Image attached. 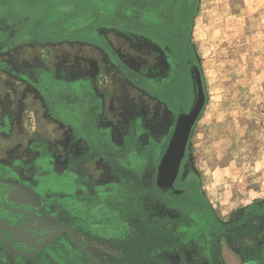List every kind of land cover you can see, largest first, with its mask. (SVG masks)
<instances>
[{
	"label": "rangeland",
	"instance_id": "rangeland-1",
	"mask_svg": "<svg viewBox=\"0 0 264 264\" xmlns=\"http://www.w3.org/2000/svg\"><path fill=\"white\" fill-rule=\"evenodd\" d=\"M130 1L0 0V122L13 123L9 136L0 134V174L16 171L17 152L27 162L35 149L71 162L77 176L111 159L158 164L176 118L193 103L195 65L206 104L178 178L182 194L167 209L165 251L187 264H264V0H167L169 21L179 4L177 23L145 14L146 30ZM137 183L120 180L119 202H129L135 222L151 213L159 231L163 211L149 208ZM8 190L0 185V232L17 250L33 253L48 235L37 219L79 229L80 210L63 195L44 192L43 212H27L8 202ZM2 234L0 264H85L68 235L22 255ZM255 245L257 262L247 259Z\"/></svg>",
	"mask_w": 264,
	"mask_h": 264
},
{
	"label": "flooded vegetation",
	"instance_id": "flooded-vegetation-1",
	"mask_svg": "<svg viewBox=\"0 0 264 264\" xmlns=\"http://www.w3.org/2000/svg\"><path fill=\"white\" fill-rule=\"evenodd\" d=\"M178 5L179 4H175V7H171V11H173L174 14L170 21L164 15L165 13L167 14L169 9L167 0H131L129 3V10L133 14L137 13L142 17L141 20H139L138 25L141 30H146L145 27L148 24L144 22V19L146 18L147 14H153L154 16L163 14L164 16L160 19V21L161 23L163 22L165 26L177 23L178 11L176 7ZM132 162L129 161L128 164L119 163L115 159L108 161V163L111 165L114 175L119 181L122 180L124 182H131L132 179L135 180L136 183L138 182L140 184V188L145 193L144 198L147 200L146 203L150 206L149 208L153 206L155 209L158 208V212L163 211L161 212L163 215L160 217L164 219L165 222L159 224L162 225L158 228L159 231L152 232L150 226L151 213H148V215H142L145 217H142V220L147 218L149 222L148 226L146 227V223L142 220H139L140 222H135V212L131 211L128 204L129 202L125 204L124 202L121 203L119 201H104L103 205L100 206L102 210L99 212V214L102 215L100 220L104 222V225H107L108 222L111 223L112 220L120 222V224H124L121 227H118L120 228L119 233L116 231H111L112 233H108L107 231L110 229L107 230L105 227L96 228V230H94L91 226H86L82 227L83 231L81 233L78 232V228L75 226L71 225L70 228L75 230L85 248L90 253H92L93 256L101 262V264H110V261L106 258H110L112 260L111 264H183V262L187 264L189 260H187V258H183V254H178V252L168 253L165 251L167 248L166 244L168 236V221L166 218V213L168 211L167 209L173 205V201H171V199H174L178 195L182 194V190L177 188L178 179L175 183V190L177 191H174L173 189H162L157 185L156 181L159 163L155 165L151 164L149 167L147 166L146 168H142V166H137L136 163H134V160H132ZM125 185L129 189H135L134 185ZM120 207L127 209V217L120 216V214L123 213L120 212ZM109 212L113 213L109 214ZM117 234L120 235L116 237ZM63 235L72 237L68 238L69 243L74 242L76 246H78L75 238L71 234L65 232ZM107 239L110 241L108 242ZM152 242H154V245ZM115 251L118 254H116ZM153 252H155V256H153ZM83 254L86 257L85 264H96L85 252H83Z\"/></svg>",
	"mask_w": 264,
	"mask_h": 264
},
{
	"label": "crops",
	"instance_id": "crops-1",
	"mask_svg": "<svg viewBox=\"0 0 264 264\" xmlns=\"http://www.w3.org/2000/svg\"><path fill=\"white\" fill-rule=\"evenodd\" d=\"M12 124V121H10L8 118H6L3 122H0V134L9 136L11 134V130L13 129V126H11ZM35 150L37 152L36 157L34 156V153H31L30 157L27 155V162L20 161L23 154L17 152L15 155V163L17 168L16 171L9 170V172H7L6 170L5 173L0 174V177H14L19 179L24 184L32 187L43 197V199H45L43 196L44 192L50 196L63 195L62 201H68L69 204H73V207H78L80 210L81 216L79 220L76 221V225L79 227L78 232L80 233L83 231L82 227L86 226H91L94 230H96V228L105 227L107 230L110 229L109 231L106 230L108 233H112L114 231L117 233L120 232V228L118 227H121L124 224H120V222L112 220L111 223L108 222L107 225H104V222L100 220L102 215L99 214V212L102 210L100 206L103 205L104 201H119V190L121 187H123L121 186L120 181L114 175L110 164H108V167L103 171L93 167L88 170V173L86 172L87 174L82 172L79 176H77V174L74 173L75 171H73L74 169L71 162L68 164V162H66L64 159L65 162L63 166H61L59 159L52 158V156L40 158L38 149ZM97 162L98 159L93 157V163L98 165ZM40 167H42V169ZM59 167H63L65 170L64 176L61 172L56 170ZM40 169L45 174H47L40 175ZM0 185L6 187L4 184L0 183ZM124 189L129 190L127 186H124ZM73 193H77V196L74 198L72 197ZM110 213L111 212H109V214ZM55 218L67 225V223H65L62 218ZM118 235L120 234H117L116 237H118ZM107 240L108 242L110 241L109 239ZM115 253L118 254L116 251ZM65 259L63 264H67Z\"/></svg>",
	"mask_w": 264,
	"mask_h": 264
},
{
	"label": "water",
	"instance_id": "water-1",
	"mask_svg": "<svg viewBox=\"0 0 264 264\" xmlns=\"http://www.w3.org/2000/svg\"><path fill=\"white\" fill-rule=\"evenodd\" d=\"M191 75L194 95L193 103L189 111H181L176 118L175 128L157 169V185L165 190L173 189L177 191L175 190V183L180 175L181 167L186 157L192 130L206 104V93L201 73L197 66H192ZM0 183L4 184L9 189L6 193L8 202L26 206L28 208V210H26L27 212H29V210L43 212L45 201L32 187L14 177H0ZM36 222L37 228L42 231L43 229L47 230L48 235L43 237V240L35 247V252L24 253L17 250L10 241L11 236H6L0 232L3 236V241L17 253L22 255H35L49 243L54 242L59 236L68 232L75 238L78 247L83 252H85L96 264H101V262L85 248L74 229L64 226L62 222L51 216H46L41 221L37 219ZM53 235L58 236L51 240Z\"/></svg>",
	"mask_w": 264,
	"mask_h": 264
},
{
	"label": "trees",
	"instance_id": "trees-1",
	"mask_svg": "<svg viewBox=\"0 0 264 264\" xmlns=\"http://www.w3.org/2000/svg\"><path fill=\"white\" fill-rule=\"evenodd\" d=\"M259 232V231H257ZM262 251L259 250V247L258 246H254V248L251 250V253H249V255H247V259L250 260V261H253V262H257V261H260L262 260Z\"/></svg>",
	"mask_w": 264,
	"mask_h": 264
},
{
	"label": "bare ground",
	"instance_id": "bare-ground-1",
	"mask_svg": "<svg viewBox=\"0 0 264 264\" xmlns=\"http://www.w3.org/2000/svg\"><path fill=\"white\" fill-rule=\"evenodd\" d=\"M57 236H58V235H53V236L51 237V240L55 239Z\"/></svg>",
	"mask_w": 264,
	"mask_h": 264
}]
</instances>
